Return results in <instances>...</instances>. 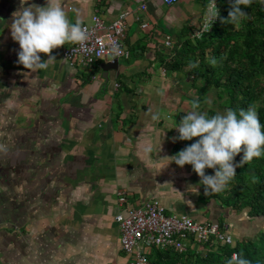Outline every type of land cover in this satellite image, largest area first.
I'll return each mask as SVG.
<instances>
[{
  "label": "crops",
  "instance_id": "crops-1",
  "mask_svg": "<svg viewBox=\"0 0 264 264\" xmlns=\"http://www.w3.org/2000/svg\"><path fill=\"white\" fill-rule=\"evenodd\" d=\"M54 3L73 23L90 24L99 15L108 26L129 13L128 57L119 58L118 70L105 79L101 66L115 57L72 67L63 56L70 42L53 50L56 60L46 69H26L10 27L21 0H0V264H128L115 216L149 200L168 215L216 224L232 237L231 244L217 237L191 244L182 254L205 252L213 242L234 249L235 239L257 234L264 218L225 206L217 193L205 194L191 165L181 168L168 159L199 139H173L198 93L191 66L176 70L171 57L201 29L210 0H179L172 7L158 0ZM30 4L46 6L47 0L24 6ZM147 251L151 264L177 260L173 251Z\"/></svg>",
  "mask_w": 264,
  "mask_h": 264
},
{
  "label": "trees",
  "instance_id": "trees-1",
  "mask_svg": "<svg viewBox=\"0 0 264 264\" xmlns=\"http://www.w3.org/2000/svg\"><path fill=\"white\" fill-rule=\"evenodd\" d=\"M230 4L229 0H217L219 17L212 31L201 39L187 40L183 47L174 48L173 66L176 70L182 69L184 64L191 66L189 75L197 89L200 106H212L210 115L218 112V107L224 111L251 106L264 123V7L258 0H252L245 6L248 16L232 23L227 21ZM210 93L216 97L211 102ZM242 156L243 152L234 161L239 164ZM236 175L217 193L219 200L235 211L247 210L251 217L264 218V157L237 167ZM219 247L213 242L205 252L177 253V256L172 253L177 259L174 263L228 264L236 252L251 264H264V233L253 242H238L234 249Z\"/></svg>",
  "mask_w": 264,
  "mask_h": 264
},
{
  "label": "clouds",
  "instance_id": "clouds-1",
  "mask_svg": "<svg viewBox=\"0 0 264 264\" xmlns=\"http://www.w3.org/2000/svg\"><path fill=\"white\" fill-rule=\"evenodd\" d=\"M251 3L252 0H231L227 21L235 23L247 17L245 6ZM27 4L28 0H21V7L12 14L10 26L11 36L20 46L18 63L26 69H46L50 62L56 60L52 55L54 49L70 42L82 44L87 40L86 29L79 21L71 22L59 3L47 0L46 6H24ZM218 17L216 0H210L206 17L209 29ZM41 53L48 56L46 61L42 60ZM212 62L216 63L215 60ZM192 66L195 67L194 64ZM175 129L179 135L174 140L199 139L168 159L181 168L191 165L200 177L205 194L223 191L237 176V167L264 157V123L258 111L251 106L239 110L227 108L210 115L200 110V101L196 99L192 110L183 115ZM241 152V161L234 163ZM206 169H213L214 174H207ZM233 255L235 264H251L247 258L237 254L234 259ZM233 261L229 260L228 264H233Z\"/></svg>",
  "mask_w": 264,
  "mask_h": 264
},
{
  "label": "built area",
  "instance_id": "built-area-1",
  "mask_svg": "<svg viewBox=\"0 0 264 264\" xmlns=\"http://www.w3.org/2000/svg\"><path fill=\"white\" fill-rule=\"evenodd\" d=\"M158 1L168 7L179 2V0ZM258 1L264 7V0ZM229 2L231 3V0ZM141 8L146 11L147 6L143 4ZM128 15L129 13L120 15L108 26L99 15L93 16L92 23L82 24L88 33L87 40L82 44L72 43L63 52L70 66L92 67L96 62L107 57H128L123 44ZM217 20L218 18L209 29L205 19L194 38L201 39L205 34L210 33ZM148 26V23H143L142 28L147 29ZM105 36H108V40ZM172 44V37L166 35L165 46L171 48ZM126 203L127 197L121 193L119 204L123 206ZM115 221L121 235L122 250L129 256L128 264H151L148 259V247L182 254L189 251L191 244L200 246L209 242L212 237L219 238L224 244L232 243L231 235L222 233L218 225L199 223L185 215H168L166 209L157 200L146 201L138 207L128 209L125 213L121 211L115 216ZM233 258H237V254H234Z\"/></svg>",
  "mask_w": 264,
  "mask_h": 264
},
{
  "label": "rangeland",
  "instance_id": "rangeland-1",
  "mask_svg": "<svg viewBox=\"0 0 264 264\" xmlns=\"http://www.w3.org/2000/svg\"><path fill=\"white\" fill-rule=\"evenodd\" d=\"M204 22V21H203ZM215 93V92H214ZM210 102L214 99V98H216L215 97V94H213V93H210ZM218 109V112H223L219 107L217 108ZM245 213V212H244ZM234 215H236L235 214V211H234ZM259 221V220H258ZM255 223L257 224L258 222L257 221H255ZM259 223H263L262 221H259ZM260 227V228H259ZM3 228V227H2ZM257 229H259V231H258V233L257 234H255V232H252V233H250L247 237H245V236H243V237H240L239 239H235V241H236V243H238V241H241V240H243V239H245L246 241L248 240V241H255V240H257L258 239V237L262 234V233H264V225L263 224H259L258 225V228ZM256 231V230H255ZM221 247H223V246H220L219 248H221ZM218 248V249H219ZM9 262V261H8ZM5 263H7V262H5ZM11 263V262H10ZM11 264H14V263H11Z\"/></svg>",
  "mask_w": 264,
  "mask_h": 264
},
{
  "label": "water",
  "instance_id": "water-1",
  "mask_svg": "<svg viewBox=\"0 0 264 264\" xmlns=\"http://www.w3.org/2000/svg\"><path fill=\"white\" fill-rule=\"evenodd\" d=\"M103 72H104V78L107 79L108 78V74L110 73V71L115 70L117 71L119 68V58H115L114 60L110 61V62H105L102 64L101 66Z\"/></svg>",
  "mask_w": 264,
  "mask_h": 264
}]
</instances>
